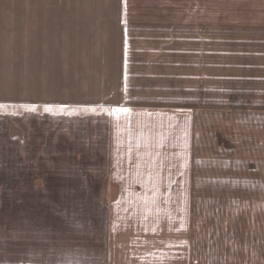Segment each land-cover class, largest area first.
Returning <instances> with one entry per match:
<instances>
[{
  "label": "crops",
  "instance_id": "0c3cea01",
  "mask_svg": "<svg viewBox=\"0 0 264 264\" xmlns=\"http://www.w3.org/2000/svg\"><path fill=\"white\" fill-rule=\"evenodd\" d=\"M100 1L0 0V264H264V0Z\"/></svg>",
  "mask_w": 264,
  "mask_h": 264
},
{
  "label": "rangeland",
  "instance_id": "374dc122",
  "mask_svg": "<svg viewBox=\"0 0 264 264\" xmlns=\"http://www.w3.org/2000/svg\"><path fill=\"white\" fill-rule=\"evenodd\" d=\"M80 1V0H79ZM74 2L73 0L68 1L65 0L63 4L65 10H103V9H113V7H104L105 3L101 2L100 0H91L90 2H86L85 0L80 2ZM128 4L126 8L130 11H137V10H188V9H196L195 2H191L194 0H128ZM216 0H209L208 9H216L214 8V3ZM104 4V5H103ZM107 5L114 6L115 4L108 3ZM199 9V8H197ZM88 39L87 37H83ZM98 39H100L98 37Z\"/></svg>",
  "mask_w": 264,
  "mask_h": 264
},
{
  "label": "snow or ice",
  "instance_id": "6c2138e0",
  "mask_svg": "<svg viewBox=\"0 0 264 264\" xmlns=\"http://www.w3.org/2000/svg\"><path fill=\"white\" fill-rule=\"evenodd\" d=\"M0 107H2V105H0ZM25 107H28V106H25ZM113 111L127 112L128 109H126V108H121V109H114Z\"/></svg>",
  "mask_w": 264,
  "mask_h": 264
}]
</instances>
